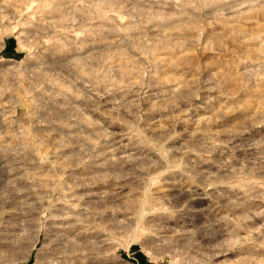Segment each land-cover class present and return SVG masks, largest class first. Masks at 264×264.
<instances>
[{
	"label": "rangeland",
	"instance_id": "obj_1",
	"mask_svg": "<svg viewBox=\"0 0 264 264\" xmlns=\"http://www.w3.org/2000/svg\"><path fill=\"white\" fill-rule=\"evenodd\" d=\"M0 264H264V0H0Z\"/></svg>",
	"mask_w": 264,
	"mask_h": 264
}]
</instances>
